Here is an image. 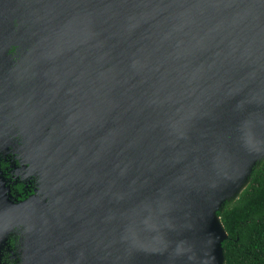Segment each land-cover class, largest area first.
Masks as SVG:
<instances>
[{"label":"water","instance_id":"obj_1","mask_svg":"<svg viewBox=\"0 0 264 264\" xmlns=\"http://www.w3.org/2000/svg\"><path fill=\"white\" fill-rule=\"evenodd\" d=\"M23 24L18 264H224L264 158V0H0ZM1 264V261H0Z\"/></svg>","mask_w":264,"mask_h":264},{"label":"flooded vegetation","instance_id":"obj_2","mask_svg":"<svg viewBox=\"0 0 264 264\" xmlns=\"http://www.w3.org/2000/svg\"><path fill=\"white\" fill-rule=\"evenodd\" d=\"M23 24L13 21L0 32V177L6 192L23 197L34 178L23 165ZM19 232L7 234L1 264H18Z\"/></svg>","mask_w":264,"mask_h":264},{"label":"trees","instance_id":"obj_3","mask_svg":"<svg viewBox=\"0 0 264 264\" xmlns=\"http://www.w3.org/2000/svg\"><path fill=\"white\" fill-rule=\"evenodd\" d=\"M218 215L227 231L224 264H264V158L252 168L236 198Z\"/></svg>","mask_w":264,"mask_h":264},{"label":"rangeland","instance_id":"obj_4","mask_svg":"<svg viewBox=\"0 0 264 264\" xmlns=\"http://www.w3.org/2000/svg\"><path fill=\"white\" fill-rule=\"evenodd\" d=\"M1 251H2V249H1ZM1 255H2V254H1ZM1 258H2V256L0 257V261L2 260Z\"/></svg>","mask_w":264,"mask_h":264}]
</instances>
